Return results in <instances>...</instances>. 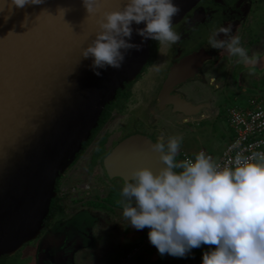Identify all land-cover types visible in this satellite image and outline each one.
Listing matches in <instances>:
<instances>
[{
    "label": "water",
    "instance_id": "95a60500",
    "mask_svg": "<svg viewBox=\"0 0 264 264\" xmlns=\"http://www.w3.org/2000/svg\"><path fill=\"white\" fill-rule=\"evenodd\" d=\"M198 1L173 0L180 7L173 25ZM123 4L99 0L98 11L90 15L81 0H42L23 7L0 0V258L38 238L58 196V179L91 139L106 106L147 62L151 40L138 52L129 50L119 70H101L99 77L90 69L91 58L81 57L101 14ZM132 27L130 42L139 44L135 28L143 24ZM183 80L170 76L164 90L171 92ZM176 99L181 102L176 110L185 115L202 109ZM153 143L143 134L123 139L103 159L107 176L123 182L134 168L158 171L163 165L150 148Z\"/></svg>",
    "mask_w": 264,
    "mask_h": 264
},
{
    "label": "clouds",
    "instance_id": "9594fccd",
    "mask_svg": "<svg viewBox=\"0 0 264 264\" xmlns=\"http://www.w3.org/2000/svg\"><path fill=\"white\" fill-rule=\"evenodd\" d=\"M81 2L87 14L98 11L99 0ZM11 3L23 7L42 0ZM179 12L173 0H124L122 9L101 14L81 57L91 58L90 69L99 77L101 70H119L129 50L140 51L146 40L176 44L181 37L172 19ZM141 24L135 28L140 43H131L132 26ZM207 43L250 69L257 63L230 24L211 31ZM180 144L176 135L150 145L163 166L155 173L134 168L123 179L122 217L135 230L148 229V242L161 258H190L192 249L209 245L214 247L202 253L201 264H264V153L237 152L232 166L220 167L204 151L177 160Z\"/></svg>",
    "mask_w": 264,
    "mask_h": 264
},
{
    "label": "flooded vegetation",
    "instance_id": "af4514ba",
    "mask_svg": "<svg viewBox=\"0 0 264 264\" xmlns=\"http://www.w3.org/2000/svg\"><path fill=\"white\" fill-rule=\"evenodd\" d=\"M263 16L264 0H199L177 24L173 25L174 30L181 37L176 44L171 46L160 45L151 40L145 66L134 81L125 85L124 90H122L125 96L119 102L115 98L114 102L116 101V103L110 111V117L99 130V132L104 131L105 127L108 126V121L115 115L118 119L120 118L118 120L119 125L115 127L117 131L106 130L107 132H103L98 139L99 132L97 133L90 144L83 148L69 170L58 179L56 185L57 193L60 188L64 187L63 183L69 182L73 178L71 176L73 174H71L72 167L80 161L85 150L92 144L96 145L94 150H92V152L96 151L94 155L97 156L96 160L91 157L87 167L88 170H80L79 176L76 174L77 177L74 178L81 182L95 181V184L103 186L106 196L100 200H105L113 191L120 192L123 182L121 180H111L107 176L103 159L123 139L133 134H143L155 142L161 137L166 141L169 136H179L181 131H183V127L190 126L195 119L203 118L201 120H204L206 117L205 113L217 112L218 116H220L222 111L220 101L226 94L229 96L233 94L236 96L247 95L250 98L254 97L252 90L256 89V83L259 84L264 81ZM229 24L232 26L233 34L240 37L241 44L247 49L248 55L257 57V63L253 68L250 69L248 66L236 63V58L230 56L227 50H214L208 46L207 38L211 31ZM251 25L253 26L251 27ZM253 28L255 29L253 30ZM190 57L194 58L190 59ZM153 64L158 65V70L153 67ZM170 76L186 77V80L175 85L172 91L168 93L164 90V86ZM235 76L242 82L244 78L250 79L252 83L250 85L253 87L247 85L245 88H240L239 91H234V87L239 82V79L237 82L234 80L233 77ZM137 84H139L143 92L141 89L139 95L135 92V95L138 96L137 103H134L135 107L128 110L129 101L133 98L136 99L132 90ZM176 97L181 98L180 100L187 104L202 106L201 111L197 115H185L177 111L176 108H180L179 104L181 102ZM172 102H176V106ZM97 149L103 151L100 156H98ZM181 149L182 141L178 156L184 152ZM89 189L91 190V188ZM57 197L60 204L62 203L65 213L56 215L48 220L46 218L47 221L45 220L44 227L36 240L44 234H47V237L48 233L52 231L50 230L52 226H54V232L58 231L57 228H61L63 230L58 231L60 233L65 232V230H68L67 233L69 235L74 233V240L77 241L86 238V234L83 236L84 233L91 235L92 230L80 225V221L78 223L76 216L82 214L90 218L92 216H102V214L96 213L99 211L96 204L100 200L96 201L95 196L92 195V190L83 197L84 199L81 200L80 204L74 205L73 208L71 205V210L65 207L66 196L58 195ZM115 204L110 207L111 211H113L110 217H113V220H118V224L112 225L113 221L109 220V212L105 211L106 213H103V216L107 228L109 227V230L114 232L117 237H122L124 230L130 225L122 217L119 203L115 201ZM67 217L70 218L71 223L69 228H67L68 225L66 224ZM96 222H98V218ZM61 236L63 240L66 239L63 234ZM134 237L136 235H132L128 239L123 238V240L125 239L123 242L128 246ZM127 246L119 248L115 255L108 254L102 260L98 259L97 255H94L95 258L87 260L84 258L83 263L106 264L111 256H115L113 261L116 262L120 254L125 252ZM91 248L92 252H94V247L92 246ZM55 251L58 254L63 253L56 249Z\"/></svg>",
    "mask_w": 264,
    "mask_h": 264
},
{
    "label": "rangeland",
    "instance_id": "374dc122",
    "mask_svg": "<svg viewBox=\"0 0 264 264\" xmlns=\"http://www.w3.org/2000/svg\"><path fill=\"white\" fill-rule=\"evenodd\" d=\"M252 26L253 25H251V27ZM254 29L255 28H253V30ZM233 78L236 82L239 79L237 76ZM243 82L239 79L238 85L234 87V91H239L240 88H245L247 87V85L253 87L252 85H250L252 84L250 82V79L247 80L246 78H244ZM261 84L262 83H256V89L252 90L254 96H264V91L260 90L259 87ZM140 89L142 90L139 84H137L132 90L133 95L136 99L133 98L135 101L133 99L129 101L128 110L135 107L134 103H137V95L140 94ZM135 92L137 93V95H135ZM245 100L246 99H244V97L239 95L236 96L231 94V96H229L226 94V96H224L220 101L222 107L220 116H218L217 112H208L205 113L206 117L204 120H201L203 118H197L194 120L193 124H190V126L188 125L187 127H183V131H181V133L179 134L182 141L181 150L187 153L191 158L194 157V155L198 153L201 149L213 155L215 159L219 158V156H221L222 152L226 148V144L229 142L230 137L233 136V131L229 126L227 112L231 107L244 106ZM119 119L117 116L114 115L113 118L110 119L111 121H108V126L105 127V130L99 132L97 139L106 130H115V127L119 125ZM116 131L117 130H115V132ZM95 146V144H92L85 150V153L81 156L80 161H78L72 167L73 169H71V174L75 173V175L72 174L71 176H73V178L69 180V182L63 183L64 187H77L79 189L77 193L66 194L65 207L67 209L71 210V205L73 208L74 205L80 204L81 200L84 199L83 197L86 196L91 190L92 195L95 196L94 198H96L97 202L98 200L103 199L106 196V191L104 190V187L95 184V181L81 182L77 178H74L77 177L76 174L78 175L80 170H88L87 167L91 157L96 160V156H94L96 154V151L92 152ZM99 150L100 149H97V152L99 154L98 156H100L103 152L100 150L99 153ZM178 155L177 159L182 160L181 155ZM89 188H91V190ZM119 200V192L113 191L109 197H107L105 200H100L99 203L96 204V207L99 210L96 213L102 214V216L99 215L101 217L92 216V218H90L89 216L86 217L83 214L80 216H76L78 223L80 221V225H82L83 227L86 226L92 230L91 235H87V233H84L83 236H85L86 234V238L80 239L78 241L74 240V233L69 235V233H67L68 230H65V232L60 233L58 231L63 230L61 228H57L58 231L54 232L55 229L54 226H52V229H50L52 231L51 233H48L47 237V234H44L38 240L32 241L28 244V246L26 245L22 251H19L15 256L9 258V260H7L6 262L0 261V264H79V262L80 264H84V258L85 260L93 257L95 258L94 255H97L98 259L100 260H102L104 257L106 258L108 254L115 255L119 251V248L127 246L126 243H124L123 241L125 239H128L132 235H136L137 238L140 237L143 241L144 237L147 236V228L138 231L132 228L131 226L126 227L124 233L121 232L123 233L122 237H117L114 232L109 230V227L107 228L103 213L109 212V220L113 221L112 225H117L118 220H113V217H110L112 216L111 214L113 212L111 211L110 207L116 205L115 201L119 202ZM60 205L61 207H63L62 203ZM97 218L98 222H96ZM66 222V224L68 225L67 228H69L71 224L70 218L66 219ZM61 234H63L66 239L63 240ZM123 238L125 239L123 240ZM92 246L94 247V252H92ZM209 247L214 246L201 245L200 248H194L191 250L190 258H173L171 259L172 261H167L164 259L159 264H201L202 253L208 251ZM55 249L63 253L58 254ZM114 258L115 256L109 257L106 264H114Z\"/></svg>",
    "mask_w": 264,
    "mask_h": 264
},
{
    "label": "built area",
    "instance_id": "2783aa9c",
    "mask_svg": "<svg viewBox=\"0 0 264 264\" xmlns=\"http://www.w3.org/2000/svg\"><path fill=\"white\" fill-rule=\"evenodd\" d=\"M229 126L233 131V138L227 144L221 156L217 159L213 155L204 151L206 155L213 158V161L220 167H230L237 152L243 156L249 155L251 152L264 153V96H254L247 101L244 107H231L227 112ZM199 151V152H200ZM185 157L191 158L187 153H181V159ZM79 189L76 187H62L58 191V195L66 196V194L77 193ZM148 239L137 244L130 250L126 251L117 264H130L133 259L139 255Z\"/></svg>",
    "mask_w": 264,
    "mask_h": 264
},
{
    "label": "trees",
    "instance_id": "16d2710c",
    "mask_svg": "<svg viewBox=\"0 0 264 264\" xmlns=\"http://www.w3.org/2000/svg\"><path fill=\"white\" fill-rule=\"evenodd\" d=\"M261 83H262V84L259 86V87H260V90L264 91V81L261 82ZM123 96H125L124 93H123V91H122V90L118 91V93H117V97H116V101L119 102V101L121 100V98H123ZM116 101H115V102L113 101V103H111L110 105L106 106V108H105V110H104L102 116L100 117V120H99V123H98V127L92 132L91 139H90L87 143H85V144L83 145V148H86V147L90 144V142L94 139V137L97 135V133L99 132V130H100V129L104 126V124L107 122V120H108L109 117H110V111H111V109L114 107V104L116 103ZM98 155H99V154H98ZM77 157H78V156H77ZM95 158H97V156H96ZM56 191H57V188H56ZM62 213H65V210L63 209V207H61V205H60V201H59V198L57 197V198H55V199L52 201V203H51L50 210H49V214H48V216H47V220L50 219V218H52V217H54V216H56V215H60V214H62ZM47 220H46V221H47ZM30 243H31V242H30ZM28 244H29V243H28ZM28 244H26V245H28ZM26 245H24L20 251H22L23 248H24ZM136 245H137V244H136ZM136 245H134V246H136ZM134 246H133V247H134ZM133 247H132V248H133ZM18 252H19V251H18ZM18 252H17V253H18ZM17 253H16V254H17ZM16 254H15V255H16ZM124 254H125V252L122 253V254H120V256L117 258L115 264L118 263V261L121 259V257H122ZM15 255H13V256H15ZM13 256H5V257H1V258H0V261H1V262H6L7 260H9V258H11V257H13ZM5 264H6V263H5Z\"/></svg>",
    "mask_w": 264,
    "mask_h": 264
},
{
    "label": "crops",
    "instance_id": "0c3cea01",
    "mask_svg": "<svg viewBox=\"0 0 264 264\" xmlns=\"http://www.w3.org/2000/svg\"><path fill=\"white\" fill-rule=\"evenodd\" d=\"M242 97H244V99H246L245 103H244V106H246L247 105V101L250 99V97L247 96V95H244ZM244 106H242V107H244ZM232 138H233V136L230 137L229 142L231 141ZM201 150H203V149H201ZM145 239H146V236L144 237V240ZM139 243H142L141 238L140 237L139 238L134 237L132 239V241L129 243V245L127 246L125 252L130 250L134 245L139 244ZM136 257H137V259H136ZM136 257L133 259V261L130 264H159L164 259L167 260V261H172L171 259H173V257H169L167 255H165L163 258H161L157 254L156 249L153 246H151L149 244V242L146 244V246L144 247L143 251L139 255H137Z\"/></svg>",
    "mask_w": 264,
    "mask_h": 264
}]
</instances>
